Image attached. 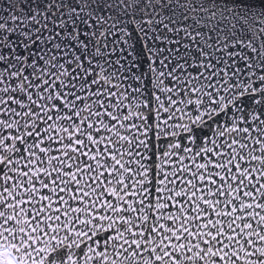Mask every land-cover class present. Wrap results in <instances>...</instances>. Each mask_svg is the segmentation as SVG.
I'll use <instances>...</instances> for the list:
<instances>
[{
    "label": "snow or ice",
    "instance_id": "obj_1",
    "mask_svg": "<svg viewBox=\"0 0 264 264\" xmlns=\"http://www.w3.org/2000/svg\"><path fill=\"white\" fill-rule=\"evenodd\" d=\"M0 264H264V0H0Z\"/></svg>",
    "mask_w": 264,
    "mask_h": 264
}]
</instances>
